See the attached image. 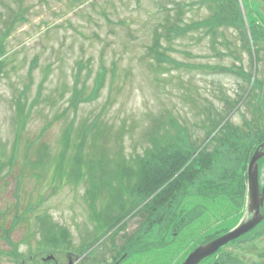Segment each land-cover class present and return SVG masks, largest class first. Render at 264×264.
I'll return each mask as SVG.
<instances>
[{"label":"rangeland","instance_id":"1","mask_svg":"<svg viewBox=\"0 0 264 264\" xmlns=\"http://www.w3.org/2000/svg\"><path fill=\"white\" fill-rule=\"evenodd\" d=\"M238 2L243 21L246 18L249 22L256 21L264 29V7L261 11L257 9L259 0ZM163 8L167 12L179 8L185 25L207 19L212 12V4L200 5V0H0V37L13 19L18 20L6 42L8 54L0 74V207L7 212L8 206L15 205L18 199L21 210L25 207L29 211L31 235H35L32 218L47 214L49 221L62 230L61 234L63 229H67L66 236L68 231L71 233L62 240V245L74 247V253L81 246L90 245L98 252L97 260L103 254L108 264H114L111 257L116 254L109 252V247L126 248L137 235L140 237L135 240L138 245L141 243L138 216H129L123 229L120 226L111 233L106 232L86 196L87 185L69 184L67 168L56 171L55 162L36 182L30 164L35 157L26 161L23 156L25 142H34L37 138L50 146L53 157L57 156L58 142L67 122L63 119L50 127L48 124L53 113L68 106L79 64L82 66L79 89L85 84L86 97L102 67H105L106 82L97 99L80 105L78 120L100 118L115 125L114 133L123 126V154L127 157L142 153V147L147 145L145 135L155 120L167 123L175 119L202 145L207 139L202 122L207 120V109L212 110V106L214 117L220 119L215 109L243 130L246 121L259 116L258 105L250 107L244 103L248 96L244 90L249 85L238 76L173 65H164V69L149 66L154 60L147 51L153 45L155 30L161 22L164 24ZM225 35L229 47L216 46L223 52L221 57L211 50V39L203 31L191 32L174 42L170 56L191 67L243 65L246 72L264 83V52L259 53L256 61L242 50L238 30L231 29ZM32 66L34 70L30 69ZM260 94V100L264 101V93ZM229 99L231 105L226 103ZM19 104L21 109L30 110L33 105L34 109L23 134L20 155L12 166L19 119L15 105ZM114 133L111 140L115 142ZM4 146H7L5 155L1 148ZM108 147L112 149L110 153L119 149L118 143H109ZM98 195L96 211L104 206L109 194L103 189ZM230 213L218 209L215 216L221 222L229 216L224 225L229 226L238 217L235 211ZM250 218L248 210L243 222ZM205 230L206 224L202 223L194 232L201 234ZM107 233L113 234L117 243L100 239ZM27 236L30 237L26 233ZM150 236L158 239V234ZM173 240L170 235L162 240V247L167 245L168 252L161 248L157 253L143 255L142 247L138 246L140 261L133 264H181L196 242L184 234L176 242ZM104 246L108 247L101 249ZM174 246L178 250L173 254L170 250ZM228 251L235 253V258L243 264H255L264 255V239ZM60 261L64 264V259Z\"/></svg>","mask_w":264,"mask_h":264},{"label":"trees","instance_id":"2","mask_svg":"<svg viewBox=\"0 0 264 264\" xmlns=\"http://www.w3.org/2000/svg\"><path fill=\"white\" fill-rule=\"evenodd\" d=\"M242 1L244 3V0ZM206 3L212 4L211 15L207 19L191 22L189 25L184 24L182 11L179 8L170 12L165 8L162 9L164 24L161 22L159 28L155 30L153 45L148 48L147 55L154 60L149 66L159 69H164V65H173L177 68L189 67L215 74H232L246 80L249 86L248 90H244L248 95L244 103L250 107L258 105L259 116L252 121H246L244 130L232 125L220 111L215 109L214 113L220 116V119L214 117L212 106V110L207 109V120L202 122L201 128L206 130L207 135L202 145L198 140L192 139L191 131L179 125L175 119L167 123L166 120H155L145 135L147 145L142 147V153L127 157L123 154L125 149L123 126L119 127L118 133H114L115 125L107 124L100 118L78 120L80 105L97 99L106 82L105 67H102L90 95L86 97L85 84L83 89H79L82 67L79 64L68 106L53 113L52 120L48 124L50 127L63 119L67 122L58 142L57 156L53 157L50 146L40 142L39 138L34 142H25L23 155L26 161H30L29 157H35L30 164L31 174L36 182L41 180V173L48 170L55 162L56 171L67 168L69 184L76 187L87 185L86 196L95 207L93 213L106 232L109 233L120 226L123 229L122 225L129 216H138L141 243L138 245L135 240L140 235L134 237L130 244L132 254L140 253L138 246L142 247L143 255L157 253L161 248L165 251L168 246L162 247V240L169 235L174 239L173 242H176L182 234L188 240L195 241L196 244L181 264L197 247L204 246L228 233L240 223L247 206L248 166L255 151L264 144V101L260 100V93H264V83L253 74L246 72L243 65L191 67L170 56V52L174 50L172 48L174 42L183 39L191 32L203 31L204 36L211 39V50L216 56L221 57L223 52L216 46L229 47L230 43L225 33L231 29L238 30L242 50L249 53L256 61L259 59V53L264 52V29L260 28L256 21H248L250 34L248 33L238 0H200V5ZM262 5L264 7V0H259L257 9L261 11ZM17 21L13 19L0 37V74L4 67V58L8 54L6 42ZM236 60L241 63L240 58ZM30 69L34 70L35 67L32 66ZM257 90L260 93H257ZM226 103L231 105L232 101L229 99ZM21 106L15 105L19 119L12 166L16 164L20 155L24 141L23 134L30 113L34 109V105L30 110L21 109ZM113 133L116 134L115 142L111 140ZM109 143H118V151L110 153L112 149L108 147ZM1 148L5 155L7 146ZM259 166L261 171L264 159ZM25 174L26 172L23 171V175ZM21 182L22 180H19L18 184ZM262 188L264 189V185ZM103 189L108 191L109 195L104 206L96 211V204L99 202L98 193ZM218 209L231 213L235 211L238 216L237 221L224 226L230 217L225 216L222 222L219 221L215 216ZM28 212V209L22 211V213ZM0 213L6 212L0 207ZM202 223L206 224V230L197 234L194 230ZM152 234H158V239L151 237ZM62 239L64 240L65 237ZM262 239H264V221L254 231L221 249L202 264H243L235 258V253L228 249L239 250ZM176 248L177 246H174L170 250L171 253L174 254L178 250ZM255 264H264V255Z\"/></svg>","mask_w":264,"mask_h":264},{"label":"flooded vegetation","instance_id":"3","mask_svg":"<svg viewBox=\"0 0 264 264\" xmlns=\"http://www.w3.org/2000/svg\"><path fill=\"white\" fill-rule=\"evenodd\" d=\"M15 206L10 205L6 213H0V264H62L60 260L63 259L64 264L109 263L105 261L103 254L97 260L98 252H95L94 248L87 250L88 246H81L78 253H74V247L62 245L61 230L53 228V224H49L48 231L42 228L40 219L44 215L37 214L32 218L35 235H31L29 214L16 213L15 211L20 208ZM26 233L30 237L25 238ZM107 239L117 243L114 236H108ZM131 242L132 240L126 248L115 247L114 249L112 245L111 249L109 247V252L111 250L113 253L116 252L111 257L114 264H126V262L133 264L135 261H140L141 253L132 254L130 252ZM105 247L108 246L101 247V249Z\"/></svg>","mask_w":264,"mask_h":264},{"label":"water","instance_id":"4","mask_svg":"<svg viewBox=\"0 0 264 264\" xmlns=\"http://www.w3.org/2000/svg\"><path fill=\"white\" fill-rule=\"evenodd\" d=\"M264 159V144L253 155L248 167V210L251 218L229 233L196 248L184 261L183 264H201L216 255L222 248L239 240L252 232L263 221L262 209L264 208V190L261 192L259 162Z\"/></svg>","mask_w":264,"mask_h":264}]
</instances>
